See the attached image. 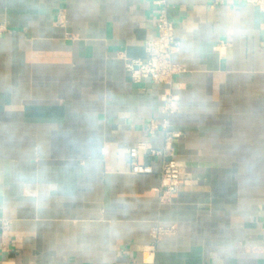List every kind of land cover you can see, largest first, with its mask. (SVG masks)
<instances>
[{"label":"crops","instance_id":"1","mask_svg":"<svg viewBox=\"0 0 264 264\" xmlns=\"http://www.w3.org/2000/svg\"><path fill=\"white\" fill-rule=\"evenodd\" d=\"M156 1L0 0V264H264V13L167 0L185 71L162 203V159L134 173L129 149L164 146L165 87L118 57H145Z\"/></svg>","mask_w":264,"mask_h":264},{"label":"built area","instance_id":"2","mask_svg":"<svg viewBox=\"0 0 264 264\" xmlns=\"http://www.w3.org/2000/svg\"><path fill=\"white\" fill-rule=\"evenodd\" d=\"M259 8L264 13V0H245ZM159 8V16L156 21V34L148 39L144 45L145 57L131 58L126 52L120 51L118 57L124 61L125 68L135 83L150 79L154 83L164 86L166 91L163 113L166 115L161 121L152 120L149 124V132L154 134L161 130L165 134V144L162 148H154L148 143L140 142L129 149L131 167L134 173L146 172V167L140 165L137 159L141 153L149 158L162 159L160 176L161 186L157 190L160 201L169 203L175 193L179 191L182 168L178 165L175 153V142L182 137L180 131L171 129L170 116L178 110V96L172 92L174 78L185 71V68L175 62L174 56L180 47V41L176 36V27L169 16V4L167 0L155 2ZM7 29L0 26V38ZM223 45L221 44L220 48ZM4 222V227H7ZM177 227L156 225L152 230V236L159 241L165 236L174 235Z\"/></svg>","mask_w":264,"mask_h":264}]
</instances>
